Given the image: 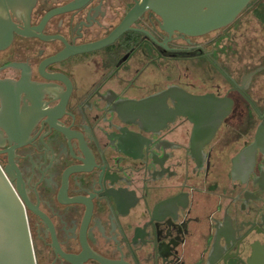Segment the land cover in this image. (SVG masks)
I'll use <instances>...</instances> for the list:
<instances>
[{
  "label": "flooded vegetation",
  "instance_id": "af4514ba",
  "mask_svg": "<svg viewBox=\"0 0 264 264\" xmlns=\"http://www.w3.org/2000/svg\"><path fill=\"white\" fill-rule=\"evenodd\" d=\"M140 1L0 0L35 264H264V0L191 32Z\"/></svg>",
  "mask_w": 264,
  "mask_h": 264
},
{
  "label": "water",
  "instance_id": "95a60500",
  "mask_svg": "<svg viewBox=\"0 0 264 264\" xmlns=\"http://www.w3.org/2000/svg\"><path fill=\"white\" fill-rule=\"evenodd\" d=\"M249 1L141 0L137 10L153 9L167 24L191 32L196 28H212L232 21ZM0 264H35L23 205L1 168Z\"/></svg>",
  "mask_w": 264,
  "mask_h": 264
}]
</instances>
